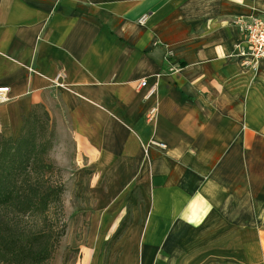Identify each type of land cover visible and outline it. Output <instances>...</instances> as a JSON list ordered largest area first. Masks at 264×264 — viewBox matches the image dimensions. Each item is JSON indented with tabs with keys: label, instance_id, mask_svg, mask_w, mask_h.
I'll return each instance as SVG.
<instances>
[{
	"label": "crops",
	"instance_id": "0c3cea01",
	"mask_svg": "<svg viewBox=\"0 0 264 264\" xmlns=\"http://www.w3.org/2000/svg\"><path fill=\"white\" fill-rule=\"evenodd\" d=\"M252 15L264 0H0V138L41 105L108 188L146 167L151 137L166 144L148 151V220L108 264H264V59L232 56V21ZM156 74L145 101L137 82Z\"/></svg>",
	"mask_w": 264,
	"mask_h": 264
},
{
	"label": "rangeland",
	"instance_id": "374dc122",
	"mask_svg": "<svg viewBox=\"0 0 264 264\" xmlns=\"http://www.w3.org/2000/svg\"><path fill=\"white\" fill-rule=\"evenodd\" d=\"M233 50L232 56L238 57L235 54V48ZM240 61L242 67L246 69H257L260 62L258 61L255 66H246L241 59ZM157 75L159 74L155 76ZM34 108L35 114L29 126L37 127V133L43 142L49 140L50 150L47 161L52 164L53 171L47 172L46 177L64 186L63 208L66 234L61 238L52 258L45 264H81L83 261L84 264H108V258L119 257L123 250V242L135 239L142 231L141 224L148 220L147 212L152 208V203L145 171L148 174V169L151 170L147 166L150 155L148 152L144 155L145 168H143L144 165L140 168H138L139 165L131 169L127 168L126 177L120 178L109 188L107 184H98L95 179L91 180L94 169L79 165L76 161L77 153L68 134L69 131L61 127L58 120L49 112L48 117L43 107ZM23 125L24 121L22 128ZM22 128L16 137L29 130L26 126L22 132ZM129 175H133L132 179ZM139 175H142L141 179ZM120 187L124 195L118 200ZM111 203H115L116 210L122 212V214L119 213L120 217L114 214L107 219V216L100 215L98 212L100 208ZM51 218L55 219L56 213L53 212ZM24 221L23 224L30 228L31 222Z\"/></svg>",
	"mask_w": 264,
	"mask_h": 264
},
{
	"label": "trees",
	"instance_id": "16d2710c",
	"mask_svg": "<svg viewBox=\"0 0 264 264\" xmlns=\"http://www.w3.org/2000/svg\"><path fill=\"white\" fill-rule=\"evenodd\" d=\"M34 111L35 108L24 120L22 132L27 126V133L13 139L0 138L2 264H45L66 234L64 186L46 177L53 171L47 161L49 140L43 142L37 127L29 126ZM53 212L55 219L51 218ZM24 220L31 222L30 228L23 224Z\"/></svg>",
	"mask_w": 264,
	"mask_h": 264
},
{
	"label": "built area",
	"instance_id": "2783aa9c",
	"mask_svg": "<svg viewBox=\"0 0 264 264\" xmlns=\"http://www.w3.org/2000/svg\"><path fill=\"white\" fill-rule=\"evenodd\" d=\"M149 18L148 14L142 15L138 22L145 24ZM232 23L237 27L242 36V40L234 44L235 54L238 56L242 63L246 66H255L258 61L264 59V15L252 16H237L233 19ZM65 72L60 70L52 79L53 83L59 87H67L64 82ZM159 75L156 79L142 78L137 82L138 89H144L145 93L143 99L145 101L155 98L159 88ZM10 87L0 86V104L6 103L10 100ZM158 116L157 104L150 108L146 115L149 122H153ZM165 148V143L154 138L149 139L148 142L143 144V149L146 152L150 148Z\"/></svg>",
	"mask_w": 264,
	"mask_h": 264
}]
</instances>
